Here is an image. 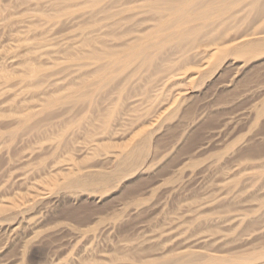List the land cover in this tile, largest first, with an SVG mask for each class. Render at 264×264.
I'll return each instance as SVG.
<instances>
[{
    "label": "rangeland",
    "instance_id": "1",
    "mask_svg": "<svg viewBox=\"0 0 264 264\" xmlns=\"http://www.w3.org/2000/svg\"><path fill=\"white\" fill-rule=\"evenodd\" d=\"M82 1L0 0V264H264V40L232 48L264 32V0L195 6L185 26L223 51L167 48L153 72L135 51L118 65L134 34L104 25L162 6L97 0L77 19Z\"/></svg>",
    "mask_w": 264,
    "mask_h": 264
},
{
    "label": "bare ground",
    "instance_id": "2",
    "mask_svg": "<svg viewBox=\"0 0 264 264\" xmlns=\"http://www.w3.org/2000/svg\"><path fill=\"white\" fill-rule=\"evenodd\" d=\"M208 1L212 2L213 4L216 2L215 0H154L153 1L154 3L162 6L160 10L165 11V13H161V12L157 13L156 10H151V11H143L140 13L133 14L132 17H136L139 14H143V15L140 16L139 19L137 20L138 24L137 23L133 24L135 28L132 27L130 29L123 30V28L119 26L122 22L129 23L130 20L128 18H120L119 20L111 21L110 24L104 25L105 27H109V26L111 27V34H114L115 32L117 33L119 30L120 32H118L117 34H124V33L125 35H127V33L134 34L133 36H130L126 38L124 41H122V44H125V45H121V47L128 48V52L125 54H122L121 59L123 60L120 61L118 65H121V66L127 65V62H125V60L127 59V57H131L132 55H134L133 53L134 51H135L136 56H134V58L130 61H137L139 63L138 65H140L141 67H147L145 68L146 71L152 69V72L157 69V62H156L157 57H160L159 54H162V52H164V50H166L167 48H169L171 51L167 54H164L167 57L169 55L173 56L179 52L188 53L193 50L199 51L201 55L202 53L207 54V52L209 51L214 52V54L216 53L218 54L222 52L223 51L222 44L214 42L216 39L215 40L212 39L214 41L208 44H197L196 43V41L202 37L200 34L194 31V29L198 28L199 30H203L204 28H206L205 23H201L197 27H191V28L188 26H185V24L190 23L188 16L191 12H194L193 8L196 6L197 7L196 10H199L203 7V5H205V2H208ZM259 1L260 0H221L222 3L226 2V4L223 5V8L229 9V10H226L225 13H230V9H233L234 7L238 6L241 3L244 8L247 7L248 14H252L254 12L255 4ZM96 2L97 0H83L82 2H78L80 7H77L76 5L66 6L58 10V13H60L58 17L69 15L71 8L74 6V7H77L75 9H72L74 13L77 11H80L79 13H82L81 16H77V19H80L84 15L90 13V9L95 5ZM223 8L221 7V5H216V11H212L210 13H209V10L203 11V12H197V15L199 19H205L206 15L212 16V15L223 12L222 11ZM123 11H126V10H123ZM62 13H65V14L61 15ZM145 15H148V18H143ZM174 15L175 17L173 18ZM164 19H165V22L167 23V26L164 30H158L155 32H151L150 37L144 36L142 39L144 40L145 38L147 40H152L151 35L158 34L161 31L169 30V33L166 35L164 40L150 44V46L147 45V47H144L143 44L132 46L133 43H137L141 39V37H139L138 35L136 36V32L138 34L141 33L143 35L144 32L146 33L149 32L150 30L155 28L158 24L163 22ZM223 22L224 20L211 22V27H213L212 29L219 27ZM148 23H151V24L148 25ZM136 29H139V30H136ZM263 40H264V32L255 31L252 34H248L241 38L232 40L233 42H235L234 45H232V48L240 50V49H243L245 46L255 45L258 42L263 41ZM114 47H116V45H114ZM99 57L100 55L96 51L91 50V51H88V55L85 56L84 59L98 60ZM166 61L171 62L168 58L166 59ZM106 66H108V64L102 67H106ZM100 69L101 68H98L94 74L96 75L97 73H99ZM37 73L38 71L35 68H29L26 72L23 73L22 80L29 79L30 87H33L34 84H32L31 81L33 79L38 80V78L40 77V75ZM110 81L111 79H106L107 83ZM108 117H109V114H108ZM27 118H30V117H27ZM91 147H95L93 152L97 150L96 148L97 146L95 144L91 145ZM121 154H122L121 152L115 153V155L112 156V159L114 160V162L123 164V161L119 162ZM73 169L74 167L72 165H68L65 168L67 172H70Z\"/></svg>",
    "mask_w": 264,
    "mask_h": 264
}]
</instances>
